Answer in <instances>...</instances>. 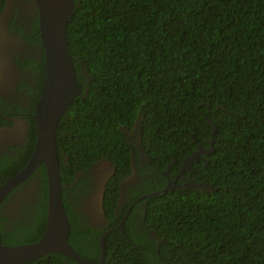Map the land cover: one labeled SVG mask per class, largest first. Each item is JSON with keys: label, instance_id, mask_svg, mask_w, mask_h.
Wrapping results in <instances>:
<instances>
[{"label": "trees", "instance_id": "16d2710c", "mask_svg": "<svg viewBox=\"0 0 264 264\" xmlns=\"http://www.w3.org/2000/svg\"><path fill=\"white\" fill-rule=\"evenodd\" d=\"M73 2L66 43L82 92L55 136L70 246L98 264L99 237L122 216L113 207L129 163L123 130L138 119L147 168L157 179L136 186L130 202L164 188V171L177 173L199 147L212 150L188 164L184 176L213 191L165 190L139 201L143 230L156 239L131 230V211L122 226L126 236L113 231L105 237L103 264H264V0ZM3 6L0 0V13ZM41 66L39 90L44 60ZM29 121L23 146L0 160V186L33 152L36 124ZM100 159L115 172L102 200L108 225L97 231L75 217L66 195L83 186L81 180L73 185L76 173ZM34 176L36 189L22 203L20 219L0 224L3 246L34 243L43 234L42 164ZM27 264L77 263L48 254Z\"/></svg>", "mask_w": 264, "mask_h": 264}, {"label": "flooded vegetation", "instance_id": "af4514ba", "mask_svg": "<svg viewBox=\"0 0 264 264\" xmlns=\"http://www.w3.org/2000/svg\"><path fill=\"white\" fill-rule=\"evenodd\" d=\"M38 34L37 6L34 0H4L0 13V160L6 156L13 158L16 151L25 143L29 133V119H33L35 112L33 108L40 98L39 96L37 100L39 92L41 94L39 89L44 58ZM82 74L85 76L83 70ZM2 122L7 125L10 123L11 126ZM138 125L139 120L136 119L131 129L123 130L130 147L129 163L127 173L117 181L119 191L113 210L116 217L117 213L119 216L122 213L121 223L131 207L129 210V213L132 211L133 214L130 219L131 230L145 231L147 237L156 239L151 230H143L140 211L145 208L139 202L141 196L130 202L136 186H140L148 179H157V175L147 168L149 158L140 143ZM180 170L174 175L167 170L164 171L167 173L164 175L165 187L172 186L174 182V188L170 190L178 189V186L185 189L186 185L194 182L184 176L185 170L182 172ZM114 172L110 161L97 160L85 172L76 173L73 185H77L81 180L83 186L78 185L74 194L66 195L68 201L72 203L71 209L75 217H81V221L84 219L82 223H86L85 226L97 231L105 229L108 225L102 200L105 185ZM34 173L35 170L22 182L23 186L22 184L17 186L13 190L15 192L12 195L8 194L1 203L0 218L4 220L0 222L2 227L15 224L14 221L22 216V203L26 202L36 189L37 178ZM162 189L158 191L162 192ZM81 221L78 220L80 223Z\"/></svg>", "mask_w": 264, "mask_h": 264}, {"label": "water", "instance_id": "95a60500", "mask_svg": "<svg viewBox=\"0 0 264 264\" xmlns=\"http://www.w3.org/2000/svg\"><path fill=\"white\" fill-rule=\"evenodd\" d=\"M37 6L38 37L42 46L45 78L40 98L36 103L33 120L36 124V140L33 152L25 166L14 176L6 179L0 186V205L5 197L21 184L39 166L43 165L46 177V222L42 236L34 243L17 246H3L0 241V264H27L48 254H62L77 264H90L77 255L68 243L69 222L61 202V178L56 158L55 136L59 120L66 114L69 106L82 88L75 82L71 56L66 43V27L73 9V0H34ZM211 145V142H210ZM212 147H201L182 162L180 172L202 154L210 153ZM167 173L165 172L164 175ZM199 188L213 191L211 186L191 182L185 188ZM174 188L167 185L161 191ZM178 189H181L178 186ZM158 192L144 194L139 201L156 195ZM131 208V207H130ZM106 230L99 237L101 249L98 264L104 262V239L113 231L123 233L122 224Z\"/></svg>", "mask_w": 264, "mask_h": 264}]
</instances>
